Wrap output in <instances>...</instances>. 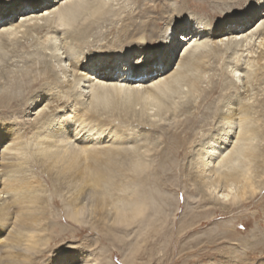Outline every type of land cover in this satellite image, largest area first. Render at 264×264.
<instances>
[{
	"label": "bare ground",
	"instance_id": "6f19581e",
	"mask_svg": "<svg viewBox=\"0 0 264 264\" xmlns=\"http://www.w3.org/2000/svg\"><path fill=\"white\" fill-rule=\"evenodd\" d=\"M221 1L227 4L225 15L228 16L233 15L238 6L247 3L248 15L244 16H247L245 20L248 22L240 20L242 16L235 15L229 21L236 24L234 28L221 23L220 28L208 31L201 29L202 26L199 25V28H194L188 34H178L173 40L174 46L169 45L170 35L166 31L160 44L169 45L167 54L174 55L172 60L177 52L174 48L178 45L182 47V40L195 44L184 50L176 70L169 72L168 69L160 70L153 66L145 76L142 70L151 63L147 51L156 55L155 48H146L145 52H141L140 48L135 47L138 41L152 39L145 34L146 22H133L134 29L124 28L119 39L98 47H110L104 53L101 54L102 50L92 53L85 49L93 48L96 42L94 39L91 41V37L97 36L92 31L100 22H106L110 18L111 9L107 7V1L34 0L30 5L31 1L25 0L26 4H23L20 14L18 12L21 8L15 10L17 2L12 3L8 9V17L4 20L7 24L0 27V59L8 64L14 53H20L26 47L21 37L28 33L31 37L27 35L26 40H34L32 32L35 31L36 41L43 38L41 49H51L52 59L60 63L64 58L71 57L69 70L65 66L60 67L66 76L69 71L74 72L75 79L60 81L57 65L51 59H45L40 75L25 74L20 84H16L13 81L15 78L5 73L0 65V79L5 78L0 81V115L3 117L0 118V150L3 148L0 154V232H6L8 225L15 224L6 237V245L11 246V249L4 251L7 254L0 255V264H32V253H36L34 250H38L39 242L44 241L41 221L49 220L46 208L49 204L46 203L47 198L37 193L43 192L46 185L38 176L36 179L32 178V156L36 164L43 168V172H47L45 182L49 183L51 178L57 196L65 190L72 194L69 199H63L68 207L65 214L55 219L71 222L77 227L89 223L88 217L92 215L98 222L109 221L111 226L144 225L147 220L146 212L150 207H159L161 204L167 206L170 202L169 195L165 196L158 191L162 184L160 179L173 175L177 171L179 159L190 155L194 164L190 172L193 173V169L196 174L193 182L198 184L199 191L205 196L213 197L221 208L226 207V202H230L232 207L233 204L247 201L255 195L261 186L257 177L264 176V147L256 142L264 139V96L258 99L256 107L245 106L242 101L243 92L238 91L240 85L236 82L227 83L222 74L220 81H216L208 89H202V78L194 76V71L205 72L211 69V60L217 62L219 56L224 52L228 53V50L231 51L227 56V63L234 67L240 64L238 61L241 62L244 52H247V56L251 54L248 56L249 65L258 53V60L254 59L252 62H258V67L249 72L248 77L253 76L252 83L256 86L258 96L264 92V52H258V48L264 45V19L256 29L240 38L245 43L240 46L245 49L239 48L237 43L241 41L237 37L246 31L243 26L252 21L249 13L258 17L259 11L263 10L261 15H264V9H261L264 8V0ZM15 15L17 20H14ZM19 18L21 20L18 22ZM60 28L65 31L62 35ZM219 30H227L231 38H227L226 43L215 41V45L211 46L212 51L206 50L199 41L205 34L210 35V39H215ZM23 32L25 33L21 35ZM141 32L142 36H138L139 39H135L132 45L133 42L128 40ZM156 32L154 30L152 36ZM260 37L262 41L258 42ZM224 41L221 39V42ZM257 43L259 44L256 45ZM250 45H254L251 51L246 49ZM75 47L80 49L79 52L75 51ZM60 49H63L62 53ZM239 51L242 53L235 60L234 55ZM8 53L11 55L8 56ZM136 55L138 59L141 58L138 61L140 63L135 62L137 64L134 63ZM164 59L163 57L161 61ZM166 60L168 62L169 58L166 57ZM242 69H245L244 66ZM166 70L167 74H163ZM81 83L90 91L80 88ZM185 85L188 86L187 91L183 89ZM17 86L19 89L16 90ZM45 86L54 90L53 98L50 99L53 103L50 107L54 111H39L37 118L30 123L33 136L31 144L35 147L33 153L28 155L26 150L30 142L23 141L26 130L18 134V130L14 129L15 125L12 126V117L24 114L29 107L36 109L33 97ZM68 87L70 89L65 90ZM233 88L237 90V94H242L239 100L233 96L234 102L230 95ZM196 92L199 93V101L192 98ZM184 93H191V96L184 102L174 101L175 97L183 98ZM222 103L223 110L220 111ZM189 107L195 110L189 112ZM152 110L158 116H162L163 112H172L177 116L179 111L191 114L177 122L175 128L157 126L155 123L148 127L145 125L148 123L144 121H148ZM213 118L217 120L214 126L211 121ZM114 122L132 125L137 123L140 129L135 132V128L128 129L129 126L126 128L124 125L122 126L125 128H121ZM208 126L213 128L208 135H203L200 147L191 151V154L188 151L189 145L198 137L195 128ZM159 127L164 130L165 146L161 150L154 149L152 155L142 152V145L136 141L139 137L153 135ZM129 130L134 131L131 133ZM232 136L236 140L229 150ZM105 142L109 145L102 146ZM128 143H136L139 149L135 146L128 147ZM20 150L23 151L19 153ZM87 190L91 192L89 196L94 198L89 207L83 202L88 196ZM57 196L53 201L58 202ZM110 206L111 214L108 209ZM13 218L15 222H10ZM14 244L20 245L15 247Z\"/></svg>",
	"mask_w": 264,
	"mask_h": 264
},
{
	"label": "rangeland",
	"instance_id": "374dc122",
	"mask_svg": "<svg viewBox=\"0 0 264 264\" xmlns=\"http://www.w3.org/2000/svg\"><path fill=\"white\" fill-rule=\"evenodd\" d=\"M30 1V5H32L34 0ZM50 1L52 2L53 0ZM105 1L108 3L107 7H109V10L111 9L112 11L109 13L110 18L106 19V22H100L96 29L92 31V34L97 33L95 38L91 37V41L93 39L96 41L93 44L96 48H86L87 50L85 49V51L99 53V51L102 50V54L110 47L106 46L100 49L98 48L99 46H104L105 43L109 44V42L119 39L118 37H120L119 35L123 33L124 28L130 30L134 29L133 22H146L147 24L144 26L145 34L152 39L150 41L146 39L145 42L138 41L136 43L139 45L136 44L135 47L140 48L141 52H145V50L151 47L155 48L156 51H154L156 52V55L153 56L155 53H149L147 51L149 59L151 57V63L147 64V66L143 68L142 73H144V76L150 72L149 68L153 66L155 68H160V70H162L161 68L168 69L169 72L174 71L179 67L182 54L184 55V50L186 48H190L195 43H189L183 40L182 42L180 41L182 43V47L178 45L174 48L177 52L172 60L174 55L170 54L168 56L167 46H174L175 43H173V40H175L178 34H188L189 32H192L194 28H199V25L204 27H201V29H207L208 31L213 28H220L219 25H221V23L226 25V27L233 26L234 28L236 24L229 21L235 15L242 16L240 20L244 19L243 21L248 22L245 20L247 16H244L246 14L248 15L247 3L238 6L234 9V14L228 16L225 15L227 13V4H225V1L221 0ZM13 2H17V4H15V10H19L21 8L18 14L22 13V6L23 4H26L25 0H0V27H4V24H7L4 20L8 17V9L12 6ZM262 11L263 10L259 11L257 15L258 17L249 13V19L252 21L245 27L242 25L246 31L242 34V36L239 35V37H237L241 40L237 42L239 43V48L243 47L240 45L244 43L240 38L256 29L259 23L264 19V15H261ZM16 17L17 16L15 15L14 20H17ZM20 20L21 19L19 18L18 22ZM174 26L176 27L174 28ZM62 29L60 35L65 33ZM154 30H157V32L156 35L154 34L152 36ZM166 31H168V35H170V39H168L169 45L163 46L160 43H162V40L164 39L163 35ZM24 33L25 32L20 34L23 35ZM141 34L142 32L128 41H132V45H134L136 41L135 39H139L138 36H142ZM27 35L28 33H25V37H21L23 38L22 42L26 45V47L23 48L24 50L21 49L19 51L20 53H14L13 57L9 59L8 64L6 61L0 59L2 69H4L5 73L13 76L12 78H15L13 81L16 82V84H20L22 77L25 74L28 76L40 75L44 68L42 66H44L43 62L45 59H51L52 62L57 65L56 67L57 71H59L58 75L60 76V81L67 82L69 79L74 81L75 73L69 71L66 76L60 67L62 65L69 70L71 57L66 59L64 58L63 62L58 63L57 60L52 59L50 55L52 53L51 49H41V40H43V38L36 41L37 34L35 31L32 32V36L35 37L34 40H26ZM29 35L28 37H31ZM210 37V35L205 34L199 41L200 44H203V46L207 48L206 50H211V46L213 47V45H215V41L226 43L227 38H231L227 30L224 32L220 31L218 37L215 39L213 37L210 39ZM221 39L222 41H225L221 42ZM259 41H262L261 37L258 39V42ZM258 44L259 43L256 45ZM253 46L254 45L247 46L248 48L246 49L251 51L254 49ZM158 47L160 48L158 49ZM243 48L245 49V47ZM77 50L79 52L80 49H75V51ZM261 50L264 52L263 44L260 48H258V52ZM228 51L230 52L231 50ZM60 52L62 53L63 49H60ZM229 52L222 53L217 62L211 60V69H208L205 72L195 70L194 76L202 78V82L200 83V87L202 89H208L215 84L216 81H220L222 78L221 75L223 74L227 83H231V81L236 82L240 85V89H238V91L243 92V95L241 93H238V95L235 88L233 89L236 92L231 89L230 95L232 101L235 100L233 96H236V100H239L238 98L242 95V101L245 106L253 105L256 107L258 105V99L263 98L264 92H261L259 96L256 94V86L252 83L253 76L248 77V74L258 67V65L256 67V63L258 62H254L252 64L254 59L255 61L256 59L258 60V53L255 56L256 58H254L253 61H250V66L248 56H251V54H248L247 56V52H244L241 56V62L240 60L238 61L240 64L237 65L235 63L236 67H234L232 64L227 63L229 60L227 56L230 55ZM241 53L242 52L239 51L238 54H235L234 59L236 60L239 58ZM10 55L11 53H8V56ZM165 55L169 58L168 62ZM63 56L66 55L63 54ZM163 57L165 59L162 62L161 60ZM139 60H141V58L138 59L136 55L134 63H140L141 61L138 62ZM245 60L246 63H243ZM165 63L167 64L165 65ZM242 65L245 68L244 70L242 69ZM235 68L239 70L237 71ZM142 73L141 76L143 75ZM165 73L167 74V70L163 72V74ZM163 74H161V76H163ZM1 80L3 81L5 78L0 79V81ZM80 85V88H84L82 83ZM17 88L18 86L16 87V90ZM262 88H264V85ZM69 89L70 88L68 87L65 90ZM183 89L187 91L188 86L185 85ZM84 90L86 92L90 91L89 88H84ZM198 92H196L192 97L196 101L200 100ZM182 96L183 98L175 97L174 101L184 102L187 97L189 98L191 96V93H188L187 95L184 93ZM217 96L218 95L216 94V97ZM85 100H87V97ZM52 104V101L48 100L45 102L44 107H50ZM232 105L234 104L232 103ZM30 108L31 107L27 108L24 114L12 117V126L15 125L14 129L18 130V134H21L26 130V136L23 138V141L30 142V145L26 150L28 155H31V152L33 153V149L35 147L31 144V142L33 143V136L32 129L29 128L30 123L37 118V112H39L37 109ZM189 108H187L189 112L195 110V108ZM222 110L223 103L220 105V111ZM153 112L155 113V110H152V112L150 111V115H148L149 117L147 118L148 121H144V123H148L145 124L148 127H151V125L155 123L157 126L165 125L166 127L170 126L171 128H175L177 122H180L186 116L191 114H183L179 111L177 112V116L173 115L172 112H163L162 116H158L156 114L154 115ZM262 118L264 119V117ZM160 119H162V121ZM211 121L213 126L216 125V119L213 118ZM8 122L9 121H3V123ZM116 123L117 122H114V124ZM117 124L121 128L123 127L122 125L126 126V128L129 126L128 129L135 128V132L140 129V127L137 126V123H134L133 125L131 123ZM213 126L195 128V132L198 133V137L195 139L194 143L189 145L188 151L191 154V151L197 150L200 147L201 140L205 135L210 133ZM159 128L160 129L154 132L153 135L139 137L140 139L136 141L139 142L140 146H144L143 148L140 147L142 152H147V154L152 155V153H154V149L158 148L161 150L165 146L164 130L161 129V127ZM129 131L133 133L134 130ZM144 131L145 130H143V132ZM231 138L232 143L228 146L229 150L232 148L236 140L235 136H232ZM256 142L259 146L261 145L260 147H264V139L257 140ZM108 145L109 143L105 142L102 146ZM127 146H135V148H138L136 143H128ZM2 150L3 148H1L0 154L2 153ZM21 151L23 150H20L19 153ZM32 157V178L36 179L35 177L38 176L43 181L44 185H46L45 187L42 186L44 189L43 192L37 193L39 196L47 198L46 203L49 204V207H46L48 210L49 220L46 219V224L41 221L43 225L42 229L44 241L39 242L40 246H37L38 250H34L36 253H32V264H77V262H79V264H264V176L257 177V181L261 184V186L258 187V191L254 196L250 197L249 200H238L240 202L238 204H233L232 207H230V202H226V207L221 208L213 197L205 196L201 191H199L197 187L198 184L193 182L196 174L193 169V173L190 172L191 168L194 166L193 161H191L192 156L190 155L186 158L179 159L177 171L173 175L160 179V183L162 184L158 187V191L160 190L161 194L165 196L169 195L170 202L167 206L161 204L159 207H150V210L146 212L147 220L144 222V225L134 224L125 227L123 225L111 226V224H108L109 221L98 222L94 219V215H92L88 217V221H90L89 223L77 227L76 225L71 224V222H63L62 220L59 221L55 219L59 215L65 214L66 208L68 207L65 205L63 199H69L72 194L65 190L57 196V193L54 191L51 178L50 180L48 179L50 181H48L49 183L45 182L47 172H43V168L39 167L34 160V156ZM86 193H88V196H86V199H84L83 202L89 207L94 198L91 195L89 196V194H91L89 190H87ZM56 196L58 202L53 201V198ZM111 208L112 206L108 207V209H110V214L112 212ZM10 222H15V219L13 218ZM13 227H15V224L11 223L7 226L6 232H0V255L7 254L4 251H9L11 249V246L6 245L8 243L6 237L10 234L9 231L12 230ZM75 227L76 229H72ZM20 244H14V246L18 247ZM21 249H24V246H21ZM84 253H87V255H83ZM3 259H5V257H3Z\"/></svg>",
	"mask_w": 264,
	"mask_h": 264
},
{
	"label": "snow or ice",
	"instance_id": "6c2138e0",
	"mask_svg": "<svg viewBox=\"0 0 264 264\" xmlns=\"http://www.w3.org/2000/svg\"><path fill=\"white\" fill-rule=\"evenodd\" d=\"M44 14L47 15V13ZM53 91L54 90L48 86L42 87L38 91L37 95L33 97V100L36 101L37 110L44 113H50L54 111V109L51 107H44L45 102L53 98ZM0 118H3L2 115H0ZM83 255H87V253H84ZM77 264H79V262H77Z\"/></svg>",
	"mask_w": 264,
	"mask_h": 264
}]
</instances>
